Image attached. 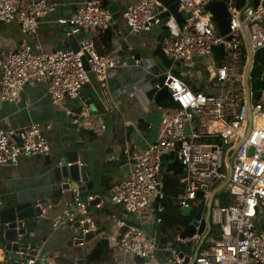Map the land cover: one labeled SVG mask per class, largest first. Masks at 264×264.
Returning a JSON list of instances; mask_svg holds the SVG:
<instances>
[{
    "label": "built area",
    "instance_id": "1",
    "mask_svg": "<svg viewBox=\"0 0 264 264\" xmlns=\"http://www.w3.org/2000/svg\"><path fill=\"white\" fill-rule=\"evenodd\" d=\"M211 1L179 0V11L186 14L184 22L177 26L169 17L170 37L165 40L163 51L172 66L160 75L164 76L162 84L168 89V99L174 107L161 116L154 144L134 152L124 148L123 153L130 154L132 166L127 179L107 199L139 220V225L124 221L115 224L119 233L114 246L135 259V264H264V89L260 100L252 103L250 84L247 92L244 83L249 63L247 42L253 55L264 49L263 0H259L258 6L250 7L248 3L240 10L234 7V0H228L231 20L225 36L213 32V15L207 9ZM58 7L56 0H0V24L16 22L25 37L0 62L1 103H17L23 88L33 84L43 89L44 96L58 112L67 99L79 98L91 75L105 83L117 68L114 52L100 54L92 37L79 36L91 30L103 34L115 25L100 0H79L72 15L55 21L66 30V37H78V51L42 52L33 48L29 38L35 36L40 24L55 14ZM164 14L168 11L158 0H132L122 12V24L130 35L148 34L162 22ZM214 47L223 48L222 61H215ZM196 58H211L203 79L213 87L203 92H192L174 73L175 64H187ZM64 113L67 117L74 115L69 109H64ZM75 116L92 118L88 113ZM250 149L253 151L249 155ZM161 152L177 154L185 170L184 192L178 198L180 207L187 208L198 197L201 187H207L202 200L207 201L210 221L216 226L218 237L199 238L195 256L181 252L180 258L170 244L157 253L155 236L140 227L147 210L155 225L161 221L159 214L164 210L165 197ZM49 155L50 148L39 124L23 128H5L0 124V168H16L22 158L45 159ZM221 191L228 195L226 206H221L217 198ZM71 192L73 210L51 216L56 203L41 205L37 201L34 207L40 210L37 219L46 221L51 230L80 232L82 237L76 241L82 246L83 236L97 229L91 210H100L103 204L99 197L98 203L88 206L95 196L88 195L84 203L77 189ZM175 242L186 241L177 234ZM167 252L170 255L165 258ZM24 255L27 252L18 253L19 257ZM42 256L39 253L28 258L25 264H34L35 260L47 264Z\"/></svg>",
    "mask_w": 264,
    "mask_h": 264
},
{
    "label": "crops",
    "instance_id": "2",
    "mask_svg": "<svg viewBox=\"0 0 264 264\" xmlns=\"http://www.w3.org/2000/svg\"><path fill=\"white\" fill-rule=\"evenodd\" d=\"M78 1L56 0L59 5L56 13L41 23L35 36L28 40L35 50L52 52L71 49L66 30L58 26L55 21L59 17L72 15L75 3ZM100 2L107 3L108 11L110 6L113 7V14L117 16L115 25L103 34L91 30L82 32L79 36L92 37L100 54L108 55L114 52L117 68L112 71L109 79L102 83L91 75L79 98L67 99L58 112L49 98L44 96L43 89L33 84H27L23 88L17 103L0 102V124L3 127L23 128L37 123L42 127L50 148V155L45 159L22 158L16 168H0V209L12 204H35L39 201L57 204L50 211L51 216L71 210L72 192H62L61 196L57 197L56 193L62 189L54 183L49 172H44L48 165L58 162L65 157L66 152L71 151L77 152L78 168L85 167L86 181H82L83 176L79 174L77 188L85 187L88 193L102 200L103 205L100 210H91V215L97 221L96 230H100V233L89 242L84 241L82 246L77 243L76 238L79 236L74 231L70 229L53 231L46 221L41 224V232L37 238L44 240V243L39 242V247L42 255L48 254L47 264L59 261L60 256H70L74 264L76 261H79V264H85L86 256L99 240H106L112 250L110 260L102 264H135L137 262L132 257L120 253L114 243L119 233L115 226L117 221L139 225V220L107 199L115 188L127 179L132 166L130 154L125 155L124 148L127 147L130 152H134L154 144L158 137L160 118L165 110L172 108L163 106L168 98L156 104L148 100L146 96V92L152 88L150 81L160 76L164 71L163 67L162 71L153 74L148 86L147 82L141 81V78L138 79L145 69L144 64L161 65L152 55L156 46L155 40L161 34V30L158 28L159 32L151 31L139 36L130 35L122 24L121 16L125 6L132 0H101ZM248 3L249 0H246V4ZM23 39L25 37L16 22L0 24V62L4 54L18 46ZM188 64L190 63L184 65ZM179 68L176 67L174 73L192 92H203L213 87L212 84L204 81L203 73L196 75L187 73L186 69L178 71ZM64 109L71 110L74 115L67 117ZM82 113L91 114L92 118L84 119L75 116ZM170 159L172 158L169 157V153L165 152L163 162H171ZM183 178L181 184L184 188ZM89 181L92 186L87 189L86 183ZM182 190L179 196L183 194L184 189ZM55 198L58 199L53 201ZM196 199H199L195 202L197 208L204 204L202 198ZM204 206L207 208V203ZM186 210L183 208L184 213H190ZM192 210L191 208L190 211ZM206 210L204 216L207 214ZM209 224L210 228L205 229L204 234L218 237L217 229L211 226L210 214ZM140 227L149 235L158 236L150 210L144 212ZM180 231L177 233L179 234Z\"/></svg>",
    "mask_w": 264,
    "mask_h": 264
},
{
    "label": "water",
    "instance_id": "3",
    "mask_svg": "<svg viewBox=\"0 0 264 264\" xmlns=\"http://www.w3.org/2000/svg\"><path fill=\"white\" fill-rule=\"evenodd\" d=\"M158 2L166 8L168 14L162 16V22L157 26L161 30V34L155 40V49L152 52V55L157 58L164 70H168L172 66V61L165 55L163 51V44L166 39L170 37V27L167 23H170L169 17L172 18L177 26H180L185 18L186 14L179 11L180 3L179 0H158ZM261 6L264 7V0L261 2ZM207 9L213 15L214 27L213 32L221 36H225L229 32L231 15L227 9L226 2L223 1H211L207 5ZM113 7H109V12L111 14L112 20H116L117 16L113 14ZM251 9L249 10V12ZM246 15L248 14L245 13ZM68 39L71 42V50L74 52L78 51V37L70 35ZM229 39V38H228ZM249 47V63L245 72V87L248 92L249 90V76L253 66V53L250 48L249 41L247 42ZM213 57L215 61H222L225 52L222 47H214L212 49ZM139 59V56H137ZM195 60L199 61L200 58ZM176 67H180L181 64H175ZM164 76L160 75L158 78L150 81V86L152 87L146 92L148 100L157 103H161L168 98V89L163 86ZM158 85L159 88L156 87ZM253 149L249 150V155L252 153ZM165 152H162L160 157L161 167L165 166L163 162V155ZM169 157L173 159V162H178V155L170 153ZM72 164L67 167L66 164ZM77 164V152L71 151L66 152L65 157L60 159L58 162H52L48 165L44 172H49L53 178L55 184L60 186L59 192L56 193L57 197H60L62 192H71L74 189H77L80 192L83 202L86 203L85 198L90 195L85 189V187L77 188V183L79 182V174L83 176L82 181H86L84 177L85 167L82 166L78 168ZM207 190L206 186H202L201 190L197 193V196L202 198L203 192ZM71 199V198H69ZM100 201L99 197H96L95 200L91 203H88V206H92ZM45 202H40L44 204ZM192 204L186 208L188 212H191ZM73 206L71 210H73ZM206 210V215L204 216V211ZM186 210V211H187ZM40 214V210L37 207H34L32 203H23V204H12L0 209V264H25L28 258H34L37 254L40 253L41 248L39 247V242L44 243V240H38V235L41 232V224L44 222L43 219H37V216ZM216 227L215 225H211ZM209 207L205 208L204 205H199L195 214L193 215L190 223L187 227L182 229L178 238L182 241H189L195 236L203 238L206 236L204 234L205 229H209ZM100 233V230H96L93 233H89L83 236L84 241L89 242L96 235ZM79 238L82 237L81 233L78 234ZM154 241L157 244V253L163 249L164 246L170 244L171 248L178 254L181 258L183 254L179 252V247L175 244V238L173 236L162 238L160 236H155ZM198 247L195 249L194 255H196ZM27 252V255L19 257V252ZM169 253H165L164 257H169ZM43 259L48 258V254H44ZM83 263L82 261H80ZM34 264H44L40 260H35ZM76 264H79V261H76ZM186 264V262L184 263Z\"/></svg>",
    "mask_w": 264,
    "mask_h": 264
},
{
    "label": "trees",
    "instance_id": "4",
    "mask_svg": "<svg viewBox=\"0 0 264 264\" xmlns=\"http://www.w3.org/2000/svg\"><path fill=\"white\" fill-rule=\"evenodd\" d=\"M101 1V0H100ZM213 1H223L228 2V0H213ZM250 5L258 6L259 0H249ZM246 0H234V7L237 9L244 8ZM103 8H107L106 2H101ZM264 71V49L255 53L253 56V66L250 72L249 84L251 91L253 92L252 103H257L261 98L262 90L264 89V79L261 80ZM176 75V74H175ZM197 92V91H196ZM163 106L165 108L174 107L173 103L167 99ZM161 180L163 184L164 200L162 201L163 212L159 214L161 221L159 224L155 225V232L158 236L167 237L172 234L176 238L177 232L184 229L190 223L193 215L195 214L197 207L195 199L192 202L191 208L193 209L190 213L186 214L183 212V208L178 204V196L182 193L183 186L181 184V179L185 176V170L182 167L180 161L169 162L165 161V166L161 168ZM92 183L89 181L86 183V188L90 189ZM217 198L220 201L221 206H226L229 204L228 195L221 191ZM58 199V198H57ZM56 198L53 201L57 200ZM190 241L185 242V250H182L180 246L181 243L175 242L179 247V251L187 256H192L194 252H190V247L188 244ZM112 250L109 243L106 240H99L95 243L93 249L85 258V264H102L106 263L111 258Z\"/></svg>",
    "mask_w": 264,
    "mask_h": 264
},
{
    "label": "rangeland",
    "instance_id": "5",
    "mask_svg": "<svg viewBox=\"0 0 264 264\" xmlns=\"http://www.w3.org/2000/svg\"><path fill=\"white\" fill-rule=\"evenodd\" d=\"M152 31H158V27H154ZM211 63V58H206L203 60H199V61H192L190 62V64H188L187 66L182 64L181 67L178 69V71H184V69H186L187 73H193L196 75L199 74H204L205 70L207 68V66ZM145 69L142 71L143 74L141 73L138 76V79L141 78L140 80L143 82H147V86H148V82L150 81V79L153 77V74L159 73L160 71H162V66L156 63H150L148 64H144ZM187 67V68H186ZM188 69V70H187ZM202 203H204L203 205H205L207 203V201L202 200ZM172 236L171 234H169L167 237ZM198 240L199 237L195 236L193 239L189 240L190 243L188 244V246L190 247V252H195V249L198 246ZM180 248L182 250H185V245H181ZM80 251H82V249H80ZM75 262L73 261V259L70 256L64 257V256H60V260L57 262H54L52 264H74Z\"/></svg>",
    "mask_w": 264,
    "mask_h": 264
},
{
    "label": "bare ground",
    "instance_id": "6",
    "mask_svg": "<svg viewBox=\"0 0 264 264\" xmlns=\"http://www.w3.org/2000/svg\"><path fill=\"white\" fill-rule=\"evenodd\" d=\"M173 24V23H172Z\"/></svg>",
    "mask_w": 264,
    "mask_h": 264
}]
</instances>
